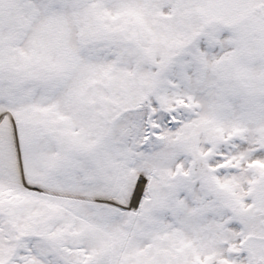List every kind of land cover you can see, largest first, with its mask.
<instances>
[{
  "label": "snow or ice",
  "instance_id": "obj_1",
  "mask_svg": "<svg viewBox=\"0 0 264 264\" xmlns=\"http://www.w3.org/2000/svg\"><path fill=\"white\" fill-rule=\"evenodd\" d=\"M0 264H264V0H0Z\"/></svg>",
  "mask_w": 264,
  "mask_h": 264
}]
</instances>
